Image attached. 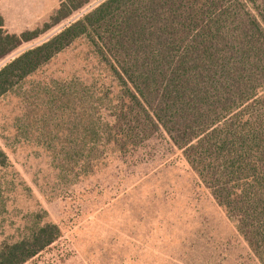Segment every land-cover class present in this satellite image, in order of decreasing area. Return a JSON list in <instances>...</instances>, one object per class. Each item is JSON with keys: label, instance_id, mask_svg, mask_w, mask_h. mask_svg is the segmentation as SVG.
Masks as SVG:
<instances>
[{"label": "rangeland", "instance_id": "374dc122", "mask_svg": "<svg viewBox=\"0 0 264 264\" xmlns=\"http://www.w3.org/2000/svg\"><path fill=\"white\" fill-rule=\"evenodd\" d=\"M61 0H0L3 29L38 34L0 67L81 18ZM85 36L0 96V248L46 222L61 235L24 264H260L162 128L114 125L123 92Z\"/></svg>", "mask_w": 264, "mask_h": 264}, {"label": "trees", "instance_id": "16d2710c", "mask_svg": "<svg viewBox=\"0 0 264 264\" xmlns=\"http://www.w3.org/2000/svg\"><path fill=\"white\" fill-rule=\"evenodd\" d=\"M69 2L58 21L83 4ZM37 34L0 19V58ZM82 36L121 83L116 133L136 142L162 128L264 264V0H102L0 67V96ZM60 235L36 225L0 248V264Z\"/></svg>", "mask_w": 264, "mask_h": 264}]
</instances>
